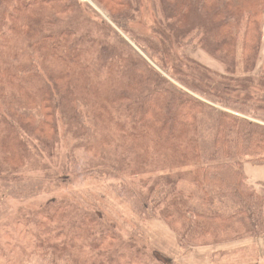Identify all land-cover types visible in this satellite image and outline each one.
I'll return each mask as SVG.
<instances>
[{
    "label": "trees",
    "instance_id": "trees-1",
    "mask_svg": "<svg viewBox=\"0 0 264 264\" xmlns=\"http://www.w3.org/2000/svg\"><path fill=\"white\" fill-rule=\"evenodd\" d=\"M90 1L153 64L78 0H0V187L20 202L93 178L128 196L136 216L178 228L180 242L217 244L232 225L239 241L264 235V195L243 169L264 165V0ZM54 200L21 220L41 229L49 211L43 220L68 228V264H138L103 214L82 208L96 204Z\"/></svg>",
    "mask_w": 264,
    "mask_h": 264
},
{
    "label": "rangeland",
    "instance_id": "rangeland-1",
    "mask_svg": "<svg viewBox=\"0 0 264 264\" xmlns=\"http://www.w3.org/2000/svg\"><path fill=\"white\" fill-rule=\"evenodd\" d=\"M78 1L87 4L96 15L107 20L133 51L143 58H146L150 64H153L133 40V37L130 34L125 35L121 30L115 28L102 9L90 0ZM263 49L264 16L262 26V59L264 58V53L262 54ZM189 55L212 71L223 72L217 62L213 59L211 60L203 53L195 50L193 53L189 52ZM262 59L261 61L264 60ZM156 68L159 70V67ZM257 68H259V65ZM240 69L241 71L237 73L238 76H241L243 73L242 67ZM169 75H165V77H171V74ZM66 142L67 140L64 139L62 142L63 146H65ZM66 151L64 148L61 150L60 161ZM45 160H43V165ZM50 167L52 166L50 165ZM243 169L246 180L245 186L264 195V165L256 166L254 163H249ZM43 173L38 171L36 175L29 176L32 178L33 185L40 184L43 181V178L40 177ZM47 183L41 187H47ZM111 185L112 183L108 181H100L93 178H79L69 184H51L46 194L40 188L37 189L36 187V194L39 197L36 194H32L25 201L20 202H14L9 199L10 193L12 192L8 190L6 185H1L0 264H68V257L64 259L60 253H62L61 251L63 249H65L64 253L67 255L71 256L75 253V251L72 252L67 247V244H70V237L66 236L69 229L65 227L60 231L55 227L54 222L57 220L56 218H54L55 221L50 220L52 217L43 220V217L49 215V211L46 212L42 219L38 220V223L42 225L41 229L49 228L55 232L46 236L44 240H41V245L38 246L33 238L37 236V233L41 229L31 231L30 229H33L32 224L27 219L21 220V216L25 213L33 214L36 210L50 203V199H55V206H57L59 204H66L65 202H69L75 198L81 199L86 203L96 204L98 211L96 209L90 210L85 206H82V208L87 209L88 212L94 211L95 213L101 212L103 214V218L112 232L110 233V238H114L113 243L118 242L117 245L130 243L133 248L131 254L135 252L134 256L138 257L135 263L264 264V235L261 236L258 234V238L249 237L250 239L246 238L239 241L235 234L236 228L232 225L226 236L224 235L226 237L225 240L217 244L208 243V245H200V243L180 242V236L177 232L178 228L173 230L157 215L149 220L136 216L132 204L128 200V196L122 194V191L117 193ZM3 196L6 197L4 200H2ZM218 206L216 205L214 209L218 210ZM200 210L202 212L206 211L204 209ZM89 215L91 214L89 213ZM77 221L80 220L76 219L75 222ZM13 222L17 223L14 227H12ZM6 239H11L12 246L10 248L14 247L16 242H19L24 246L23 250L6 248L4 246L5 243L2 241ZM87 250L82 251V257H87ZM124 251L128 253L130 250L124 248ZM99 261L97 259L93 264Z\"/></svg>",
    "mask_w": 264,
    "mask_h": 264
},
{
    "label": "crops",
    "instance_id": "crops-1",
    "mask_svg": "<svg viewBox=\"0 0 264 264\" xmlns=\"http://www.w3.org/2000/svg\"><path fill=\"white\" fill-rule=\"evenodd\" d=\"M264 53V49L262 50V54Z\"/></svg>",
    "mask_w": 264,
    "mask_h": 264
}]
</instances>
